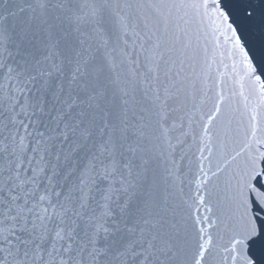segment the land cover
Segmentation results:
<instances>
[{"label":"snow or ice","instance_id":"snow-or-ice-1","mask_svg":"<svg viewBox=\"0 0 264 264\" xmlns=\"http://www.w3.org/2000/svg\"><path fill=\"white\" fill-rule=\"evenodd\" d=\"M0 264H264V0H0Z\"/></svg>","mask_w":264,"mask_h":264}]
</instances>
